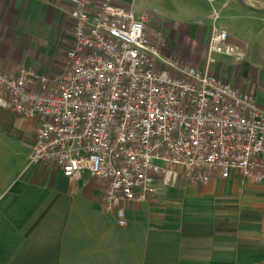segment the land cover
I'll return each mask as SVG.
<instances>
[{"label":"crops","instance_id":"crops-1","mask_svg":"<svg viewBox=\"0 0 264 264\" xmlns=\"http://www.w3.org/2000/svg\"><path fill=\"white\" fill-rule=\"evenodd\" d=\"M201 3L203 27L175 12L197 43L187 63L205 65L215 11L214 25L227 31L241 59L213 52L209 71L250 92L264 111V0ZM70 6L0 0V67L56 76L72 39ZM35 128V120L0 108V264H264L263 185L236 172L222 178L212 171L204 184L180 179L145 201L125 202L119 225L101 204L102 180L83 173L72 181L49 163H30Z\"/></svg>","mask_w":264,"mask_h":264},{"label":"built area","instance_id":"built-area-1","mask_svg":"<svg viewBox=\"0 0 264 264\" xmlns=\"http://www.w3.org/2000/svg\"><path fill=\"white\" fill-rule=\"evenodd\" d=\"M70 4L72 39L56 76L0 67V108L36 121L31 164L102 180L101 204L119 225L125 202L180 179L204 184L212 171L236 172L264 186V111L209 71L213 52L241 59L226 30L212 26L197 66L160 54L149 12L113 0Z\"/></svg>","mask_w":264,"mask_h":264},{"label":"rangeland","instance_id":"rangeland-1","mask_svg":"<svg viewBox=\"0 0 264 264\" xmlns=\"http://www.w3.org/2000/svg\"><path fill=\"white\" fill-rule=\"evenodd\" d=\"M115 1L119 2L118 0ZM120 1L130 5L134 11L149 12L151 16L149 29H151L153 36L156 38L159 50L161 51L162 48V50L168 53L172 58H174V60L187 63L190 55L196 51L197 43L193 37H189L186 33H184L183 29L181 28V23L186 22V20H184L182 17H177L180 15H176L175 12H180L181 14L182 11H186V13L181 15L194 18V24L196 23V26L203 27L202 25L204 24V20L200 17V10L197 9L198 5L201 6V9L205 8L201 3V0ZM188 10L190 12H188ZM213 16L214 15L212 14V17H209L211 21L209 24L210 33L212 26L214 25ZM168 54L167 56H169Z\"/></svg>","mask_w":264,"mask_h":264}]
</instances>
